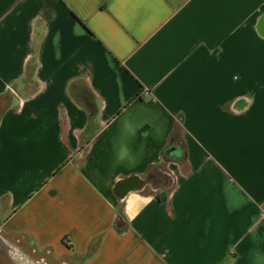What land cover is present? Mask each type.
Listing matches in <instances>:
<instances>
[{
    "label": "crops",
    "instance_id": "crops-1",
    "mask_svg": "<svg viewBox=\"0 0 264 264\" xmlns=\"http://www.w3.org/2000/svg\"><path fill=\"white\" fill-rule=\"evenodd\" d=\"M0 236L21 264H264V0H0Z\"/></svg>",
    "mask_w": 264,
    "mask_h": 264
},
{
    "label": "trees",
    "instance_id": "trees-1",
    "mask_svg": "<svg viewBox=\"0 0 264 264\" xmlns=\"http://www.w3.org/2000/svg\"><path fill=\"white\" fill-rule=\"evenodd\" d=\"M88 98L91 97V94L89 92H87L85 94ZM182 138H181V135L179 134V131L178 129L174 128L173 131L171 132L170 134V137H169V140H168V143L166 144V146L162 149V161H167L168 159L171 158V156L173 154H170L172 151L171 149H174V154L178 155L180 157L181 155V158L184 157V151H183V147H182ZM180 148V149H178ZM180 158V159H181ZM114 226L116 229L118 230H123L124 227H125V221L124 219L121 217V215L117 214L116 216V219H115V222H114ZM62 241L64 243H67V239L64 237L62 239Z\"/></svg>",
    "mask_w": 264,
    "mask_h": 264
},
{
    "label": "rangeland",
    "instance_id": "rangeland-1",
    "mask_svg": "<svg viewBox=\"0 0 264 264\" xmlns=\"http://www.w3.org/2000/svg\"><path fill=\"white\" fill-rule=\"evenodd\" d=\"M15 257H8L6 251L0 247V264H21L23 261L19 259L18 261L14 260Z\"/></svg>",
    "mask_w": 264,
    "mask_h": 264
},
{
    "label": "water",
    "instance_id": "water-1",
    "mask_svg": "<svg viewBox=\"0 0 264 264\" xmlns=\"http://www.w3.org/2000/svg\"><path fill=\"white\" fill-rule=\"evenodd\" d=\"M131 185H133L132 182H128L127 184H125L123 187H125V190H128L129 187H131ZM0 247L5 251L6 250V243L4 242V240L2 239V237L0 236Z\"/></svg>",
    "mask_w": 264,
    "mask_h": 264
},
{
    "label": "flooded vegetation",
    "instance_id": "flooded-vegetation-1",
    "mask_svg": "<svg viewBox=\"0 0 264 264\" xmlns=\"http://www.w3.org/2000/svg\"><path fill=\"white\" fill-rule=\"evenodd\" d=\"M6 253L9 257H15L17 259V256L15 254H17V251L15 248L11 247V246H8L6 247Z\"/></svg>",
    "mask_w": 264,
    "mask_h": 264
}]
</instances>
